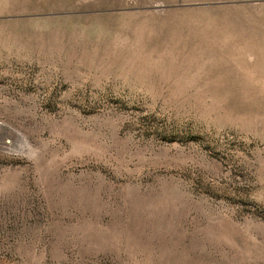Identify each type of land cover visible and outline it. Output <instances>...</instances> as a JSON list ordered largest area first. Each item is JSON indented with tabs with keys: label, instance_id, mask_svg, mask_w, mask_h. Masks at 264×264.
Wrapping results in <instances>:
<instances>
[{
	"label": "rangeland",
	"instance_id": "obj_1",
	"mask_svg": "<svg viewBox=\"0 0 264 264\" xmlns=\"http://www.w3.org/2000/svg\"><path fill=\"white\" fill-rule=\"evenodd\" d=\"M0 264H264V0H0Z\"/></svg>",
	"mask_w": 264,
	"mask_h": 264
}]
</instances>
